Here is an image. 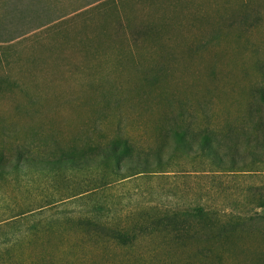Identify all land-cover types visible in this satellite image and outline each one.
<instances>
[{
	"label": "rangeland",
	"instance_id": "374dc122",
	"mask_svg": "<svg viewBox=\"0 0 264 264\" xmlns=\"http://www.w3.org/2000/svg\"><path fill=\"white\" fill-rule=\"evenodd\" d=\"M262 89L264 0H0L2 160L86 156L124 138L163 153L84 202L59 200L87 172L0 177V264H264V139L251 142L259 160L239 144L246 164L231 175L169 147L173 129L207 128L223 145L260 137ZM45 202L56 203L14 219ZM95 212L135 240L97 229ZM165 214L184 216L151 229Z\"/></svg>",
	"mask_w": 264,
	"mask_h": 264
},
{
	"label": "trees",
	"instance_id": "16d2710c",
	"mask_svg": "<svg viewBox=\"0 0 264 264\" xmlns=\"http://www.w3.org/2000/svg\"><path fill=\"white\" fill-rule=\"evenodd\" d=\"M259 100L260 103L264 105V89L259 91ZM264 131V130H263ZM171 137V148L175 151H183L186 153L188 151L199 152L200 156L207 157L210 159V164L214 165L218 170L216 172L233 174L242 172L241 168L246 164L244 159L241 156L243 151L242 146L239 144L246 145V149L250 151L252 155H257L256 149L257 147H262L261 145L251 144V142L258 140V138L264 139V133L260 137L247 135L244 132H241L238 137H235L230 141L231 144L223 145V142L216 138L212 132H210L207 128L203 129L201 132L197 134H192L191 138H186L183 132L180 129H173L170 132ZM244 142V143H241ZM195 146V147H194ZM136 146L132 141L128 138H124L123 140L117 139L112 142H107L105 144L96 145L89 155H75L73 153L68 154L67 157L58 156L53 159H39L34 158L30 155H23V153L17 151L13 157H8L4 160L0 157V177H4L8 175L12 170L15 172H24V171H45L51 170L55 171L54 174L57 173L58 170L65 171L70 174H80V178H82V183H76L71 186L69 189L67 188V194L65 197L59 202H84L86 199H91L94 197L97 187L102 185H107L112 181H121L127 178H135L140 177L145 172H151L148 170H152L155 168L151 157L156 158L158 161L162 160L161 151H155L153 153L144 152L143 154L139 153ZM241 156V157H239ZM255 160H259L258 155ZM159 164V162H158ZM156 172V171H152ZM217 173V174H220ZM95 174H98L95 179ZM88 176L90 182L97 183L90 184L87 181H83V177ZM167 176V175H162ZM258 206H261L264 202V196L257 197ZM58 202V201H57ZM56 202H45V203H29L24 207V209H20L15 215V218H23L24 216L41 212L42 210L48 208L49 206L54 205ZM93 210H98L94 208ZM192 215L193 218H196L198 224H202L205 228H209L210 226L216 225L215 219H212L214 211L211 209H207L206 211H200L197 209H193ZM96 217L99 222V226L97 229L100 231L103 230L108 232V234L114 240H120L121 238H128V241L135 240L136 234L124 233L125 231H121L117 227H110L109 223L106 221H102V218L99 215V212H95ZM184 216V214L178 216L175 214L164 215L159 223V218H155L150 228L153 229L157 226H179V220ZM11 217V218H13ZM95 217V218H96ZM14 219H10L12 221ZM9 225V224H7ZM6 225V226H7ZM115 224L114 226H116ZM218 225V224H217ZM225 230V227H221V231Z\"/></svg>",
	"mask_w": 264,
	"mask_h": 264
}]
</instances>
